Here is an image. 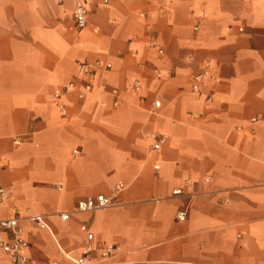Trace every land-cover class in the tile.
<instances>
[{
  "label": "crops",
  "instance_id": "0c3cea01",
  "mask_svg": "<svg viewBox=\"0 0 264 264\" xmlns=\"http://www.w3.org/2000/svg\"><path fill=\"white\" fill-rule=\"evenodd\" d=\"M206 60L216 79L194 92ZM79 61L112 64L85 97ZM0 156L24 264L88 246L103 264L102 241L120 245L111 264H264V0H0ZM119 182L112 205L76 209Z\"/></svg>",
  "mask_w": 264,
  "mask_h": 264
},
{
  "label": "built area",
  "instance_id": "2783aa9c",
  "mask_svg": "<svg viewBox=\"0 0 264 264\" xmlns=\"http://www.w3.org/2000/svg\"><path fill=\"white\" fill-rule=\"evenodd\" d=\"M88 9L84 3L78 2L75 10H74V19L78 28L82 29L87 25V16H88ZM150 27V26H149ZM242 29V28H240ZM150 46L157 47L158 52L163 54L164 49L162 47H158L155 41L150 42ZM79 65L82 72V78L84 81L83 90L80 92L81 97H85L88 92H90L94 87V81L96 78V72L99 67H103L105 69L111 68L112 64L110 62L101 63V61L96 62H89V61H79ZM158 76H161V72L156 70ZM171 74V71L168 73ZM216 79L214 73L212 72V64L210 60H206L203 70L192 74L191 80V89L194 92H200L203 87H206ZM141 82L139 80H135L134 88H139ZM76 83L74 81L68 84V88H74ZM62 95L60 90L55 92V97L58 98ZM212 99L211 96L207 98L208 101ZM115 105L119 104V101L114 102ZM156 107L161 106V101H155ZM59 108H64L63 104H58ZM253 121L257 120L255 117L252 118ZM151 137L155 139L152 147L155 150H159L164 142L166 141V137L162 134L153 132ZM22 142L21 138L17 137L14 139L15 144H20ZM75 152L78 150L75 149ZM3 163V158L0 156V166ZM156 168H159V165H156ZM208 180V178H206ZM193 183V182H191ZM124 187V183L119 182L111 187L112 195H106L104 193L98 195H89L82 199H80L77 203L76 209L79 211H88V210H95L98 208H104L110 206L114 203L115 197L117 196L118 192ZM184 194V190L182 188H175L172 192L173 196H178ZM10 198V190L7 186L0 185V233L1 232H9L11 233L9 239H0V247L10 255L13 264H24L27 259V247L29 246V241L25 237L23 228L21 226V216L18 211L15 209V213L10 216H2L1 212L5 202ZM14 209V208H13ZM187 210L186 207L183 210L178 212V217L181 220H184L187 217ZM62 218L66 219L69 216L68 212H64L61 214ZM31 220L35 222L41 228H48V223L46 222L45 218L41 214H34L31 215ZM83 229H86L85 225H82ZM97 248L100 250V255L102 258L103 264H111V259L115 255V253L120 249V245L118 243H110L106 241H102L98 244ZM93 248L88 246L84 248L83 253L81 256L75 258L77 264H89L88 258L92 253ZM67 256L68 253L65 252ZM57 263V262H56Z\"/></svg>",
  "mask_w": 264,
  "mask_h": 264
}]
</instances>
